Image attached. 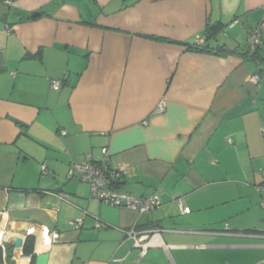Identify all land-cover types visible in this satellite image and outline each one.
Here are the masks:
<instances>
[{
	"label": "crops",
	"instance_id": "1",
	"mask_svg": "<svg viewBox=\"0 0 264 264\" xmlns=\"http://www.w3.org/2000/svg\"><path fill=\"white\" fill-rule=\"evenodd\" d=\"M263 12L264 0H0L7 233L57 230L46 264H264V32L260 62L238 53ZM197 36L238 52L188 49ZM104 156L125 169L114 188L160 205H107L67 178ZM128 228L155 231L136 246Z\"/></svg>",
	"mask_w": 264,
	"mask_h": 264
},
{
	"label": "built area",
	"instance_id": "2",
	"mask_svg": "<svg viewBox=\"0 0 264 264\" xmlns=\"http://www.w3.org/2000/svg\"><path fill=\"white\" fill-rule=\"evenodd\" d=\"M10 0H6L9 3ZM235 22L231 23L233 25ZM264 32V12L259 20V22L250 30L247 36V44L251 50H255L261 44V35ZM197 44H202L204 42V36H197L194 41ZM253 81H258L260 79L259 73L252 75ZM52 88L59 89L61 81L59 79L51 80L50 82ZM163 101L159 103L158 110L163 109ZM264 129V122L262 124ZM103 154H105L106 149H102ZM40 169L43 173H47V166L43 163L40 165ZM262 181L257 186L258 189L264 191V168L261 169ZM125 173L123 166H112L107 157L104 156L102 160L98 162H75L71 163L67 172V178L71 179L74 177L79 178L82 181L87 182L90 185V197L95 201L115 206V207H126L133 209L137 212H150L151 210L158 207L161 203L160 197L157 194H150L146 196L138 197L130 192L120 191L114 188L110 184V178L119 174ZM48 193L55 194L51 191ZM59 200L73 205L65 193H56ZM179 207L182 212H189V207L182 206L180 200H177ZM261 205L264 206V199L261 201ZM4 212H0L2 216ZM2 218V217H1ZM81 219L70 220V223L78 226ZM97 225H102L98 223ZM155 231L154 229L138 232L134 228H128L124 232L127 238H132L136 246L142 245L145 240H147L149 233ZM13 233H7L6 228L0 223V248L2 252H6V246L10 242L9 238ZM26 240V237H23ZM59 238V233L57 230L50 229L47 226H40L37 236L33 242L32 252L24 253L23 248L15 249L11 251V259L14 264H29L32 258L36 254L48 253L55 242ZM35 243L37 244L35 246ZM39 243V245H38ZM21 258L23 262L17 263V258Z\"/></svg>",
	"mask_w": 264,
	"mask_h": 264
},
{
	"label": "trees",
	"instance_id": "3",
	"mask_svg": "<svg viewBox=\"0 0 264 264\" xmlns=\"http://www.w3.org/2000/svg\"><path fill=\"white\" fill-rule=\"evenodd\" d=\"M42 13L41 12H37V13H34L32 14L30 17V19H35L37 17H39ZM218 29V26L215 25V26H210L209 28H207V33H215V31ZM204 42H205V38H204ZM204 42L202 44H197V43H193V44H185L187 46L188 49L190 50H194V51H213L214 53H217V54H227V53H236V49L234 50H231L229 48H226L224 45H218V46H215L214 48H207V46H204ZM260 48V46H258L255 50H251L249 47H248V44H247V49H245L244 51H240L238 53H240L241 55H244L245 57H247L248 59L252 60V61H255V62H260L261 59H263L261 53H259L258 49ZM98 162V161H97ZM32 247H33V240H30V239H26L25 241V244H24V247H23V251L24 253H31L32 252ZM11 247L9 245L6 246V252L7 254L9 255V253L11 254V251L10 250ZM2 250L0 248V264H1V258H2ZM35 258L33 257L32 258V261L34 260Z\"/></svg>",
	"mask_w": 264,
	"mask_h": 264
},
{
	"label": "water",
	"instance_id": "4",
	"mask_svg": "<svg viewBox=\"0 0 264 264\" xmlns=\"http://www.w3.org/2000/svg\"><path fill=\"white\" fill-rule=\"evenodd\" d=\"M10 243L12 244L13 248L18 249V248H23L24 244H25V238H23L20 235H15L13 234L10 238H9ZM37 244L35 243V246ZM49 257V253H40V254H36L34 256L35 258V264H46L47 260Z\"/></svg>",
	"mask_w": 264,
	"mask_h": 264
},
{
	"label": "rangeland",
	"instance_id": "5",
	"mask_svg": "<svg viewBox=\"0 0 264 264\" xmlns=\"http://www.w3.org/2000/svg\"><path fill=\"white\" fill-rule=\"evenodd\" d=\"M83 182H85V181H83ZM246 259H247L246 257H242V258L239 260V262H240V263H244V262L246 261Z\"/></svg>",
	"mask_w": 264,
	"mask_h": 264
}]
</instances>
